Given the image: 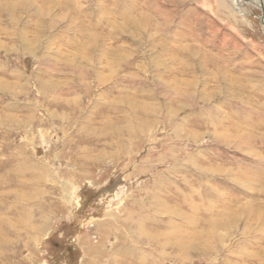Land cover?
<instances>
[{
  "label": "rangeland",
  "instance_id": "rangeland-1",
  "mask_svg": "<svg viewBox=\"0 0 264 264\" xmlns=\"http://www.w3.org/2000/svg\"><path fill=\"white\" fill-rule=\"evenodd\" d=\"M239 1L0 0V264H264Z\"/></svg>",
  "mask_w": 264,
  "mask_h": 264
},
{
  "label": "bare ground",
  "instance_id": "bare-ground-1",
  "mask_svg": "<svg viewBox=\"0 0 264 264\" xmlns=\"http://www.w3.org/2000/svg\"><path fill=\"white\" fill-rule=\"evenodd\" d=\"M229 1H231L234 4V3H238L239 0H229ZM242 1H245L247 4L251 5L253 8H259V9L264 8V4L260 0H247V1L246 0H242ZM239 6H241V5L237 4L235 9L238 10ZM238 11H240V10H238ZM263 25H264V23H263Z\"/></svg>",
  "mask_w": 264,
  "mask_h": 264
},
{
  "label": "water",
  "instance_id": "water-1",
  "mask_svg": "<svg viewBox=\"0 0 264 264\" xmlns=\"http://www.w3.org/2000/svg\"><path fill=\"white\" fill-rule=\"evenodd\" d=\"M261 15L264 16V8L261 9Z\"/></svg>",
  "mask_w": 264,
  "mask_h": 264
}]
</instances>
